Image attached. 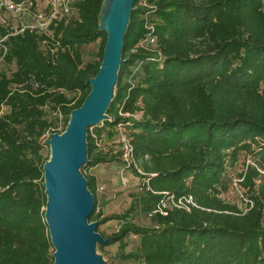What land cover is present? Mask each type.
Returning <instances> with one entry per match:
<instances>
[{
	"label": "trees",
	"instance_id": "16d2710c",
	"mask_svg": "<svg viewBox=\"0 0 264 264\" xmlns=\"http://www.w3.org/2000/svg\"><path fill=\"white\" fill-rule=\"evenodd\" d=\"M103 2L75 0L70 16L44 30L0 25L1 61L14 66L0 71V264L54 262L42 149L90 91L106 39ZM147 24L153 51L139 45ZM98 40L97 59L84 61L82 47ZM120 110L141 115L121 117ZM106 114L93 133L110 139L127 121L145 175L131 170L148 182L124 213L96 211V179L84 169L121 162L97 150L87 129L80 171L94 199L88 221L109 238L96 248L117 243L113 264H264V0H133ZM242 153L256 164L238 174L245 212L221 196ZM188 195L189 211L160 210L162 200ZM113 219L114 233L99 230Z\"/></svg>",
	"mask_w": 264,
	"mask_h": 264
},
{
	"label": "water",
	"instance_id": "95a60500",
	"mask_svg": "<svg viewBox=\"0 0 264 264\" xmlns=\"http://www.w3.org/2000/svg\"><path fill=\"white\" fill-rule=\"evenodd\" d=\"M132 3L130 0L124 15L120 0H104L100 28L106 39L99 69L87 79L90 91L71 111L66 129L50 133L46 140L51 156L43 167L47 196L44 216L54 250L53 264H104L96 254V245L106 244L109 238L96 231V222L88 221L94 199L80 168L87 162V129L107 118Z\"/></svg>",
	"mask_w": 264,
	"mask_h": 264
},
{
	"label": "rangeland",
	"instance_id": "374dc122",
	"mask_svg": "<svg viewBox=\"0 0 264 264\" xmlns=\"http://www.w3.org/2000/svg\"><path fill=\"white\" fill-rule=\"evenodd\" d=\"M105 2H108V0H105ZM3 18L5 19V21H9L14 28L18 27L19 21L17 19H13L8 15H4ZM98 45L99 40L82 47L84 61H94L97 59ZM13 67V65L10 66L0 61V71L8 73L11 69H13ZM42 153L44 156L48 157V160L50 159L51 151L50 146L47 143L44 144ZM247 165L256 166L252 158L242 153L239 155L237 162L228 167L226 178L228 180H231L232 183L230 184L228 190L221 195L222 198L225 199V201L231 204H235L244 212L247 210V190L240 186L239 181H241V178L238 176V174L245 170ZM111 166V168H108V170L111 171L109 182H105L97 186L96 189V211L100 210L103 215L124 213L125 210L130 206L131 195L136 192V190L138 189V185L141 182V177L136 176L131 169L123 170L120 163H112ZM89 170L90 168H85L84 172L89 173ZM258 170L261 173H264V171L260 169ZM254 181L257 184H259L260 182L258 179H255ZM138 216L142 215H137L134 217V219L139 223L142 224L146 221L145 219H143V217H141L142 219H139L140 217ZM118 227L119 221L117 219H113L104 224H101L99 226V230L106 235H110L114 233L118 229ZM131 239L132 237L127 238V240L129 241V245L126 248L127 250L131 249L132 247ZM117 246L118 244L114 243L106 245L102 250L96 248V254L101 257V260L104 264H113L115 260V254L117 252Z\"/></svg>",
	"mask_w": 264,
	"mask_h": 264
},
{
	"label": "built area",
	"instance_id": "2783aa9c",
	"mask_svg": "<svg viewBox=\"0 0 264 264\" xmlns=\"http://www.w3.org/2000/svg\"><path fill=\"white\" fill-rule=\"evenodd\" d=\"M74 1L75 0H0V25L7 26V21H5L3 16L8 15L19 21V31L26 28L44 30L52 21L70 16L74 11ZM147 28L150 32L140 41L139 45L147 50L153 51V45L155 43V36L151 34L153 26L147 24ZM1 41L2 39L0 38V42ZM2 58L3 55L0 56V61ZM118 114L121 117L136 118L141 115V112L137 111L131 113L122 112L120 110ZM127 123V121L118 123L113 129V135L110 139H103V137L98 139L95 133H93V127H90L91 135L94 137L95 147L97 150L104 153L109 152L115 155L121 162L123 170L135 169L140 175H145L139 168L134 157L131 137L126 128ZM141 182L147 184L148 179L142 177ZM192 205H195V203L190 195L178 198L177 200L168 197L166 200L161 201L160 210L163 214H166V208L176 206L189 211Z\"/></svg>",
	"mask_w": 264,
	"mask_h": 264
},
{
	"label": "crops",
	"instance_id": "0c3cea01",
	"mask_svg": "<svg viewBox=\"0 0 264 264\" xmlns=\"http://www.w3.org/2000/svg\"><path fill=\"white\" fill-rule=\"evenodd\" d=\"M111 165L112 164H101V165H96V166L90 168L89 174L94 176L96 179V189H97V186H99L105 182L106 183L109 182V177L111 176V171L108 170V168H111L112 167Z\"/></svg>",
	"mask_w": 264,
	"mask_h": 264
},
{
	"label": "bare ground",
	"instance_id": "6f19581e",
	"mask_svg": "<svg viewBox=\"0 0 264 264\" xmlns=\"http://www.w3.org/2000/svg\"><path fill=\"white\" fill-rule=\"evenodd\" d=\"M129 4H130V0H120L121 10L122 13H124V15H126L128 11Z\"/></svg>",
	"mask_w": 264,
	"mask_h": 264
}]
</instances>
